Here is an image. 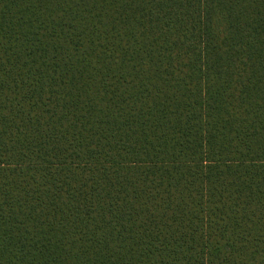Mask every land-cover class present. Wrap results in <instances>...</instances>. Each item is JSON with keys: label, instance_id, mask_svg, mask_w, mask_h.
Masks as SVG:
<instances>
[{"label": "trees", "instance_id": "trees-1", "mask_svg": "<svg viewBox=\"0 0 264 264\" xmlns=\"http://www.w3.org/2000/svg\"><path fill=\"white\" fill-rule=\"evenodd\" d=\"M0 264H264V0H0Z\"/></svg>", "mask_w": 264, "mask_h": 264}]
</instances>
